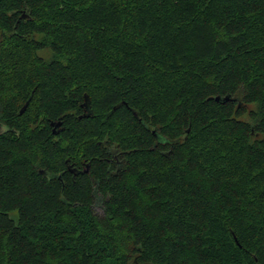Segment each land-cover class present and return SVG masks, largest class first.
I'll return each instance as SVG.
<instances>
[{"label": "trees", "instance_id": "16d2710c", "mask_svg": "<svg viewBox=\"0 0 264 264\" xmlns=\"http://www.w3.org/2000/svg\"><path fill=\"white\" fill-rule=\"evenodd\" d=\"M0 264H264V0H0Z\"/></svg>", "mask_w": 264, "mask_h": 264}, {"label": "flooded vegetation", "instance_id": "af4514ba", "mask_svg": "<svg viewBox=\"0 0 264 264\" xmlns=\"http://www.w3.org/2000/svg\"><path fill=\"white\" fill-rule=\"evenodd\" d=\"M52 125V129L54 130V132H55V129H56V127H54V125L53 124H51ZM89 168V164H86V166L84 165V163H81V164H79V165H73V164H70V165H68V170L75 176V175H77V174H79V173H81V172H87V169ZM59 178H60V176H59Z\"/></svg>", "mask_w": 264, "mask_h": 264}, {"label": "rangeland", "instance_id": "374dc122", "mask_svg": "<svg viewBox=\"0 0 264 264\" xmlns=\"http://www.w3.org/2000/svg\"><path fill=\"white\" fill-rule=\"evenodd\" d=\"M92 208L97 213H102L103 211V203H102V197L100 195H96L94 202L92 204Z\"/></svg>", "mask_w": 264, "mask_h": 264}, {"label": "water", "instance_id": "95a60500", "mask_svg": "<svg viewBox=\"0 0 264 264\" xmlns=\"http://www.w3.org/2000/svg\"><path fill=\"white\" fill-rule=\"evenodd\" d=\"M214 99L217 100V101L220 100V99H223V100L226 101V100H229V97L225 96V97L221 98L220 96H215ZM26 105H27V102L20 109V111H19L20 113H22L25 110ZM51 124H53L54 127H57V126H60L61 125V121L59 120V121H56V122H51Z\"/></svg>", "mask_w": 264, "mask_h": 264}]
</instances>
